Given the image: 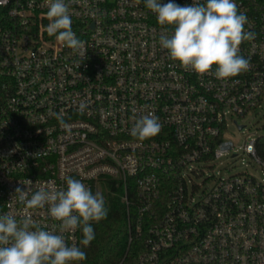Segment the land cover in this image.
I'll return each instance as SVG.
<instances>
[{"label":"built area","instance_id":"built-area-1","mask_svg":"<svg viewBox=\"0 0 264 264\" xmlns=\"http://www.w3.org/2000/svg\"><path fill=\"white\" fill-rule=\"evenodd\" d=\"M235 2L255 33L239 46L250 67L220 80L170 58L160 37L174 26L143 0H65L83 59L46 32L47 0H0V215L30 214L59 234L48 206L27 209L17 187L64 190L73 178L104 196L114 181L128 246L144 241L134 264H264V136L240 147L259 177L215 171L240 157L230 123L244 132L239 119L264 107V0ZM144 115L161 129L139 140L130 130ZM81 235L65 233L66 243L82 250Z\"/></svg>","mask_w":264,"mask_h":264},{"label":"clouds","instance_id":"clouds-1","mask_svg":"<svg viewBox=\"0 0 264 264\" xmlns=\"http://www.w3.org/2000/svg\"><path fill=\"white\" fill-rule=\"evenodd\" d=\"M143 2L160 25L174 26L171 36L162 35L160 43L170 58L185 69L201 75L210 73L220 80L249 69V60L238 54L239 46L254 39L255 33L245 31L248 17L239 11L235 0H205L203 4L193 2L183 6L171 0L167 4H161L160 0ZM47 6L48 35L55 36L83 59L87 48L72 30L68 4L65 0H47ZM80 107L83 110L84 105ZM160 129L157 117L144 115L135 122L130 135L145 140L157 135ZM249 150H253L251 146ZM66 183L64 190L40 187L31 195L25 187L15 189L17 200L27 209L48 206L50 217L60 222L59 234L36 227L30 214L19 221L11 214L0 215V264H70L86 259L80 247L66 243L65 233L81 229L80 244L89 246L95 238L91 222L107 216L104 197L99 192L93 194L80 180L68 178Z\"/></svg>","mask_w":264,"mask_h":264},{"label":"trees","instance_id":"trees-1","mask_svg":"<svg viewBox=\"0 0 264 264\" xmlns=\"http://www.w3.org/2000/svg\"><path fill=\"white\" fill-rule=\"evenodd\" d=\"M109 191L104 194L107 216L99 222H91L95 238L90 245L83 246L86 259L71 264H119L127 253L126 261L134 264L144 250L143 240H134L129 245L127 209L122 199V188L109 181ZM83 239V233H82ZM129 247V249H128Z\"/></svg>","mask_w":264,"mask_h":264},{"label":"rangeland","instance_id":"rangeland-1","mask_svg":"<svg viewBox=\"0 0 264 264\" xmlns=\"http://www.w3.org/2000/svg\"><path fill=\"white\" fill-rule=\"evenodd\" d=\"M239 122L240 124L245 125V131L240 132L235 125L230 123L227 137L231 139L234 142L236 148H238L240 157L238 159H232L230 156H228L218 160L215 165V171L223 170L227 175L246 172L255 177H259L260 170L258 169V166L254 161H251L249 156L243 155V151L240 147L243 145L245 137L248 134H251V138L264 136V107L257 109L253 114L244 120L239 119ZM207 170L206 172L210 171ZM201 181V179L198 180V182Z\"/></svg>","mask_w":264,"mask_h":264}]
</instances>
